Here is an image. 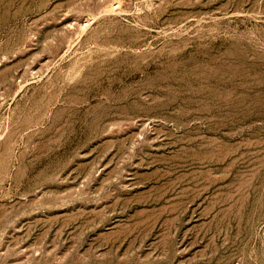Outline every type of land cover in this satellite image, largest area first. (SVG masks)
Returning a JSON list of instances; mask_svg holds the SVG:
<instances>
[{"label":"rangeland","instance_id":"rangeland-1","mask_svg":"<svg viewBox=\"0 0 264 264\" xmlns=\"http://www.w3.org/2000/svg\"><path fill=\"white\" fill-rule=\"evenodd\" d=\"M0 264H264V0H0Z\"/></svg>","mask_w":264,"mask_h":264}]
</instances>
